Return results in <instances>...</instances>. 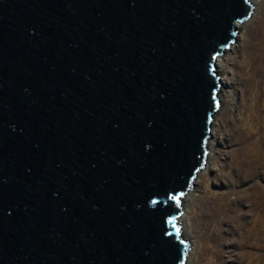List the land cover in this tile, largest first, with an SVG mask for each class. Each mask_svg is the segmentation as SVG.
Masks as SVG:
<instances>
[{
	"label": "water",
	"instance_id": "obj_1",
	"mask_svg": "<svg viewBox=\"0 0 264 264\" xmlns=\"http://www.w3.org/2000/svg\"><path fill=\"white\" fill-rule=\"evenodd\" d=\"M252 12L0 0V264H186L180 202L204 169L216 61Z\"/></svg>",
	"mask_w": 264,
	"mask_h": 264
},
{
	"label": "rangeland",
	"instance_id": "obj_2",
	"mask_svg": "<svg viewBox=\"0 0 264 264\" xmlns=\"http://www.w3.org/2000/svg\"><path fill=\"white\" fill-rule=\"evenodd\" d=\"M252 8L251 17L241 22L245 24L238 30L236 40L222 54L226 55L223 61L226 71L220 74L223 85L219 95L223 98L220 96L222 100L208 138L207 155L211 154L208 169L205 160L203 172H199L202 174L181 198L190 191L195 193L187 226L188 235L196 239L199 248V264H208L209 257L214 258L215 264L258 263L256 251L248 246L249 240L242 250L233 248L236 239L230 223L224 222L219 231H211L209 208L217 204L206 201L209 196L216 197L210 199H218L224 208H231L237 218L252 207L246 199L260 201L259 206L264 209V0H256ZM249 60L254 63L252 75H258L259 79L258 103L243 82ZM207 239L215 251H206ZM188 242L191 250L194 246ZM261 257L264 260V254Z\"/></svg>",
	"mask_w": 264,
	"mask_h": 264
},
{
	"label": "bare ground",
	"instance_id": "obj_3",
	"mask_svg": "<svg viewBox=\"0 0 264 264\" xmlns=\"http://www.w3.org/2000/svg\"><path fill=\"white\" fill-rule=\"evenodd\" d=\"M248 3L251 6H256V0H248ZM245 23H237L235 26L236 30V37L237 38V33L240 28L244 26ZM236 40V39H235ZM232 46V45H231ZM254 49V48H253ZM253 49L250 52H254ZM225 52V51H224ZM226 56V55H225ZM225 56L220 55L217 58V75L220 77L221 81V86L223 85L221 76L220 74L223 72L225 73V68L223 61L225 59ZM247 67L249 70L246 68L245 72V77L243 82L245 83V87H248V89L251 91V95L253 96V99L256 100V103L259 102V98L256 94H259L258 90V84H259V79L258 75L253 76L251 69L254 68V63L249 60L247 63ZM221 86L219 88V92L221 89ZM223 95L218 94V101L219 103L221 102ZM219 108V106H218ZM218 111V109H217ZM213 123H211V130H210V135L211 131L213 129ZM209 141V140H208ZM209 145L210 143H207V149L209 150ZM211 156V154H210ZM209 153L206 157V165L205 169H208L209 166V160H210ZM200 172V171H199ZM197 173V176H200L202 173ZM203 172V171H202ZM197 179H194V184L196 183ZM188 191V190H187ZM210 198H215L213 196H209ZM183 198V197H182ZM195 198V193L194 191H190L186 197H184L182 202H180V207L182 211V215L178 218V223L182 226L181 228V233L183 235V238L186 240L187 243L188 241L191 242V244L194 246L190 250L187 256L186 264H199L200 262V257L198 256V251L199 248L196 247V239L193 237H190L188 235V226H187V220L191 217L192 215V208L190 203L192 200ZM208 198L206 201L207 202H213L214 205L217 204V206L209 208L210 210V215H211V231H219L221 229V226L224 222L230 223L233 227L232 234L235 237V241L233 242L232 246L235 250H242L244 248V245H246V241L249 240V247L251 249H254L256 251V260L257 264H262L264 260H262V255L264 254V209H261L259 206L260 201L257 200H252V199H246L248 202L251 203L252 207H250L247 211L246 214H242L239 218L235 217L234 212L232 211L231 208H224V204H222L218 199L217 201ZM217 203H215V202ZM224 203V202H223ZM222 204V205H221ZM259 208V210H258ZM230 219V220H227ZM186 236V237H185ZM208 245L206 246V251L211 252L215 251L213 246L211 245L210 239H207ZM208 264H215L214 258L209 257Z\"/></svg>",
	"mask_w": 264,
	"mask_h": 264
},
{
	"label": "snow or ice",
	"instance_id": "obj_4",
	"mask_svg": "<svg viewBox=\"0 0 264 264\" xmlns=\"http://www.w3.org/2000/svg\"><path fill=\"white\" fill-rule=\"evenodd\" d=\"M179 231V229H177V232Z\"/></svg>",
	"mask_w": 264,
	"mask_h": 264
}]
</instances>
